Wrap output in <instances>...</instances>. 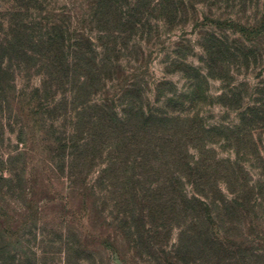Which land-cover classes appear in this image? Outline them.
I'll list each match as a JSON object with an SVG mask.
<instances>
[{
    "label": "trees",
    "instance_id": "trees-1",
    "mask_svg": "<svg viewBox=\"0 0 264 264\" xmlns=\"http://www.w3.org/2000/svg\"><path fill=\"white\" fill-rule=\"evenodd\" d=\"M70 1L74 14L56 11L55 27L39 39L17 15L11 17L0 41V93L12 66L27 67V53L38 55L42 89L55 87V116L62 113V120L70 104L76 111L71 130L58 131L69 163L105 154L97 182L127 206L120 228L139 255L152 256L146 237L154 243L161 229H176L158 264H264V81L249 88L235 77L263 61L264 0H224L237 2L241 12L253 6L252 19L245 21L212 14L199 20L189 6L207 0ZM152 18L169 30L189 18L196 25L213 24L199 32L200 66L186 61L191 47L180 39L166 56V69L179 72L184 87L159 81V106L143 101L134 79L116 98L102 93L99 103H91L118 76L117 52L138 31L151 29ZM210 80L222 85L215 101L208 95ZM213 101L237 111V123L206 124L201 111ZM215 144L234 156H219Z\"/></svg>",
    "mask_w": 264,
    "mask_h": 264
},
{
    "label": "rangeland",
    "instance_id": "rangeland-1",
    "mask_svg": "<svg viewBox=\"0 0 264 264\" xmlns=\"http://www.w3.org/2000/svg\"><path fill=\"white\" fill-rule=\"evenodd\" d=\"M73 3L0 0V41L12 16L17 15L31 30L37 31L29 33L37 39L55 27L56 11L66 8L67 15L72 16ZM240 8L237 2L224 0L194 2L193 7L189 6L199 20L205 14L251 20L253 6L247 5L245 12ZM152 23L151 29L138 31L117 52L118 76L107 80L102 92L91 97V103H99L104 93L116 98L117 91L131 79L139 83L143 101L155 106L160 105L155 90L159 81H172L178 89L184 87L185 80L179 72H167L166 56L181 39L191 47L186 61L200 66L199 32L215 26L196 25L190 18L171 30L162 21L152 18ZM92 36L95 38L94 33ZM27 56L29 66H12L5 91L0 93V264H158L169 251L177 230L161 229L153 239L157 246L146 237L152 256L139 255L133 238L124 235L120 228V213L127 206L114 200L97 182L105 167V154L92 162L71 166L64 136L58 131L61 126L71 130L76 111L70 104L62 120L59 111L55 116V87L42 89L44 68L38 63V55L28 52ZM235 77L249 88L264 81V57L261 63L241 69ZM221 90L219 80L209 81L210 99L215 101ZM214 101L201 111L206 124L237 123V111L227 110ZM115 104L119 109L118 102ZM213 147L221 157L234 156L219 144ZM251 173L256 181L257 170ZM117 199H121L119 194ZM261 228L260 239L264 242V214Z\"/></svg>",
    "mask_w": 264,
    "mask_h": 264
}]
</instances>
